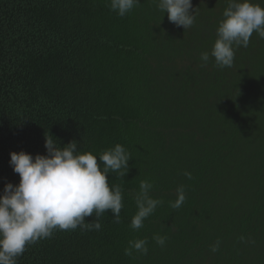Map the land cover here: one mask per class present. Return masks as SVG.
Segmentation results:
<instances>
[{
    "label": "trees",
    "instance_id": "16d2710c",
    "mask_svg": "<svg viewBox=\"0 0 264 264\" xmlns=\"http://www.w3.org/2000/svg\"><path fill=\"white\" fill-rule=\"evenodd\" d=\"M157 3L121 17L110 0H0V194L20 180L10 153L46 155L45 135L131 157L108 177L123 190L119 223L109 210L99 231L55 229L17 264H264V38L236 48L232 67L205 64L227 0H192L186 30ZM143 180L162 203L133 230ZM145 238L146 255H125Z\"/></svg>",
    "mask_w": 264,
    "mask_h": 264
},
{
    "label": "clouds",
    "instance_id": "9594fccd",
    "mask_svg": "<svg viewBox=\"0 0 264 264\" xmlns=\"http://www.w3.org/2000/svg\"><path fill=\"white\" fill-rule=\"evenodd\" d=\"M138 4L139 0H110V9L123 17ZM227 5L211 53L203 52L200 56L205 64L211 56L219 68L233 66L235 49L248 47L254 32L264 38V7L253 0H227ZM157 6L167 13L169 22L184 30L195 22L192 0H158ZM56 141L52 135H45L46 155L33 157L24 151L10 153L9 164L20 180L18 185L6 183L0 194V264H17L26 246L49 238L55 229L79 227L99 231L102 228L100 216L106 211L112 212L114 222H120L123 190L119 185L110 188L108 177L110 172L121 177L128 173L130 153L116 144L97 157L91 152L78 151L75 140L63 147ZM185 175L190 178V173ZM152 188L151 182H140L136 196L138 210L130 224L133 230L144 227V221L162 203L151 197ZM176 192L177 199L170 206L179 209L186 199L184 186H179ZM94 213L95 220L86 223L85 217ZM153 239L160 246L166 243L163 236ZM147 243L146 238L129 241L125 255L132 256L134 251L146 255ZM219 245L217 240L211 251H218Z\"/></svg>",
    "mask_w": 264,
    "mask_h": 264
}]
</instances>
